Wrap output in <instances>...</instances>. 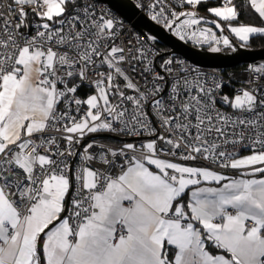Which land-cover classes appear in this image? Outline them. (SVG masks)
I'll list each match as a JSON object with an SVG mask.
<instances>
[{
	"label": "snow or ice",
	"instance_id": "snow-or-ice-1",
	"mask_svg": "<svg viewBox=\"0 0 264 264\" xmlns=\"http://www.w3.org/2000/svg\"><path fill=\"white\" fill-rule=\"evenodd\" d=\"M230 4L211 12L231 22L237 10ZM251 7L264 18V0H251ZM27 8L41 21L32 35L20 31ZM10 12L15 21L0 15V264H40L41 258L46 264H264V178L229 179L176 162L202 158L264 177V95L242 89L223 98L234 111L220 112V83L205 87L169 67L173 61L160 72L149 67L150 53L116 44L114 19L81 0H10ZM187 15L184 26L200 23ZM231 32L247 42L264 35V27ZM223 45L231 47L227 38ZM252 71L264 77V66ZM76 80L89 81L95 94L75 98ZM65 100L66 110L58 112ZM73 103L77 113L87 105L79 118L69 111ZM54 125L69 135H37ZM98 132L146 138L117 149L101 146L98 163L89 151L94 142L87 143L75 177L78 198L71 217L63 218L70 188L64 158L74 153L60 141L77 145ZM237 147L252 154L239 157ZM188 191L191 201L182 203ZM209 241L224 254H210ZM166 245L176 250L174 259Z\"/></svg>",
	"mask_w": 264,
	"mask_h": 264
},
{
	"label": "built area",
	"instance_id": "built-area-1",
	"mask_svg": "<svg viewBox=\"0 0 264 264\" xmlns=\"http://www.w3.org/2000/svg\"><path fill=\"white\" fill-rule=\"evenodd\" d=\"M140 13L144 14L147 18H149L152 22L162 28L165 32L176 38L178 41L182 42L185 45H188L192 48H207L211 49L213 47H217L221 45L224 36L216 34L215 31L204 24L200 23L197 25H191L190 27L184 26L183 21L189 19V16H186L185 13H194L197 14L198 5H188L186 0H131ZM82 4L88 5L91 7L96 14H106L109 18L114 19L117 24L116 29V37L114 38L115 43L120 46H132L133 50L135 48H139L142 46L143 50L150 53L148 60L151 61L148 64V61H145L149 67L154 68L156 71H162L161 65H163L166 61H173L169 67H173L176 69L185 70L191 79H198L202 83L205 84V87H213L215 83H220L222 87L217 91L215 95L216 108L219 109L220 112L230 115L234 110H232L227 103L224 102V97L228 96L230 99L234 97V94H239L242 89H251L257 93V95H264V77H262L259 73H255L252 71L254 68H258L261 66L255 65H239L234 68H222V69H214V68H203L199 67L192 62L186 60L183 57L170 55L166 60L158 63V58L161 56L159 52L154 47V41L151 39H146L143 37L132 25L130 22L119 16L116 12L111 10L106 4L97 1V0H81ZM225 3L223 5L225 6ZM12 8L16 6L14 4L11 5ZM26 11L29 13L26 19V26L20 29V31L25 34L32 35L35 34L37 26L41 23L39 17H36L32 12L31 8H27ZM69 11H72L69 8ZM78 12H82V8L76 9ZM4 13H8L4 18L8 20L15 21V17L10 12V0H0V15ZM173 13L177 15L174 16ZM183 13L184 15H179ZM156 15L157 19L153 20L152 16ZM195 18V17H194ZM195 32L196 35L193 36L192 33ZM211 35H215L219 43L215 41H211ZM183 37V38H182ZM207 41V42H206ZM138 65V70H139ZM135 75V74H134ZM169 80L172 77H168ZM73 78H69V82L67 84L68 87H72ZM98 79L96 76L90 75V80L95 81ZM139 82V79L136 81ZM126 83V82H125ZM77 92L74 94L75 98L86 100L88 96L95 94L94 87L89 86V81H84L82 86L79 80H76ZM58 89L63 90L65 85L58 84ZM131 94V90H128ZM67 101H63L57 106L58 112H63L66 110ZM76 105L73 103L71 105V109L69 111L72 115H76L78 118L83 115V111L87 109V105H81L82 111L80 113L75 112ZM108 133L115 134L110 132H98L95 134ZM42 136H51L54 138H60L62 135H69L68 133H62L56 131L55 125L53 126L50 132H46L44 134H37ZM93 134L86 135L84 139L81 140L80 144L77 145H69L65 141H60V147L62 149H71L74 153L73 155L66 156L65 162L68 165V169L65 174L69 178V169L70 165L72 166V192L70 196V200L67 207L66 215L67 217H71L73 212V203L74 199H77V189L79 187V183L76 181L75 177L80 173V169L84 164V147L89 142H94L95 148L91 149L94 156L97 157V163L100 158L101 146L117 149L125 142H110L102 139H88V137ZM119 137L130 138L133 139L132 143L139 144V141L145 139L146 137H135L123 134H115ZM114 141V140H113ZM40 141H37L39 143ZM82 142H85L84 145L81 146ZM55 150V149H53ZM237 155H241L244 152H251L247 148L237 147L236 149ZM139 154V153H137ZM182 163L186 166L192 167H203L209 170L217 171L218 173L223 172H232V169H222L217 167L215 163L211 160L198 159L196 161H176ZM119 171V167L117 166V172ZM75 223V221H73Z\"/></svg>",
	"mask_w": 264,
	"mask_h": 264
},
{
	"label": "water",
	"instance_id": "water-1",
	"mask_svg": "<svg viewBox=\"0 0 264 264\" xmlns=\"http://www.w3.org/2000/svg\"><path fill=\"white\" fill-rule=\"evenodd\" d=\"M106 4L111 10L116 12L119 16L131 23V25L146 39L163 44L167 48V52L162 56L176 55L185 58L193 64L203 68H234L239 65H255L264 66V48L262 49H249L241 42L228 36L226 29L220 23V21L210 14L197 13L194 14L195 18L200 19L201 23L205 26L213 29L219 35L224 36L229 40L231 47H226L224 50L213 52L207 48H192L183 44L176 38L165 32L162 28L152 22L144 14L140 13L137 7L131 0H97ZM192 13V12H190ZM188 13H185L186 16ZM221 25L220 28L216 27V24ZM88 139H109L119 142H130L133 139L119 137L115 134L101 133L93 134ZM85 142H82L81 146ZM72 166L69 169L70 188L65 200L64 208L65 212L61 214L64 218L67 212L68 203L72 192ZM42 237V235H41ZM38 242V246H39Z\"/></svg>",
	"mask_w": 264,
	"mask_h": 264
},
{
	"label": "trees",
	"instance_id": "trees-1",
	"mask_svg": "<svg viewBox=\"0 0 264 264\" xmlns=\"http://www.w3.org/2000/svg\"><path fill=\"white\" fill-rule=\"evenodd\" d=\"M223 0H207V2H202L198 5L197 11L198 13L203 14H211L210 9L213 7L221 6ZM245 4H247V7H245ZM230 6L234 7L237 10V18L232 20L231 22H225L222 19L217 18L220 23L223 25V27L226 29L228 36L237 40L232 33L229 31V26H257V27H264V20L259 17V14L251 7L250 0H231ZM215 17L214 15H212ZM216 18V17H215ZM238 41V40H237ZM239 42V41H238ZM245 47L251 48V49H262L264 48V35L256 34L250 36L249 40L245 43H243ZM154 47L161 54V56L158 58V63L164 61L167 59L168 56H162L165 52H167V48L159 43L154 41ZM224 49V48H222ZM245 65V64H243ZM110 142H115L113 140L109 139H102ZM240 156V155H239ZM233 172H223L222 174L227 175L228 177L233 176ZM183 202V201H182ZM206 248L213 253L218 252L217 249L213 247L211 242H207ZM168 258L171 260L172 258V252H167Z\"/></svg>",
	"mask_w": 264,
	"mask_h": 264
},
{
	"label": "crops",
	"instance_id": "crops-1",
	"mask_svg": "<svg viewBox=\"0 0 264 264\" xmlns=\"http://www.w3.org/2000/svg\"><path fill=\"white\" fill-rule=\"evenodd\" d=\"M224 2H226V0H223L221 6H218V7H224V5H223ZM250 2H251V0H250ZM229 6H230V5H229ZM211 9H213V8H211ZM211 9H210V12H211ZM253 9H254V8H253ZM254 10H255V9H254ZM211 14L214 15L212 12H211ZM216 18H217V17H216ZM262 19L264 20V18H262ZM228 29H229V31L231 32V30H230L229 27H228ZM231 33H232V32H231ZM232 35L236 38V36H235L233 33H232ZM242 43H245V42H242ZM250 154H252V152H244V153L241 154L239 157H246V156H248V155H250ZM137 155H138V154H137ZM232 172H233V173H232L233 176L228 177L229 179H237V180H239V179H247V178H264V177H262L261 174H259V173H257L255 176H250V175H249V176H245V175H242V174H240L239 172H237V171H235V170H233ZM222 183H223V182H222ZM201 186H204V187H208V186L219 187L220 185H216L214 181H213V182L202 181ZM67 194H68V193H66V195H65V200H66ZM65 200H64V202H63L64 205H65ZM190 201H191V191H188V192L185 194L182 203H188V202H190ZM61 214H62V213H61ZM64 218H68L67 215H65ZM50 227H51V225H50ZM45 231H48V230L46 229ZM41 235H42L43 238L46 239V237H44V234H43V233H42ZM213 247H214V245H213ZM214 248H215V247H214ZM215 249H216V248H215ZM206 250L209 251V253L212 254V255H221V254H224V253L222 252V250H218V249H217L218 252H215V253H213L212 251L208 250L207 248H206ZM168 251H171V252H172V258H171V259H174V253H175V251H176V250L174 249V247H172V246H167V245H166V247H165V252L167 253ZM40 264H46V261H44L43 258H41Z\"/></svg>",
	"mask_w": 264,
	"mask_h": 264
},
{
	"label": "rangeland",
	"instance_id": "rangeland-1",
	"mask_svg": "<svg viewBox=\"0 0 264 264\" xmlns=\"http://www.w3.org/2000/svg\"><path fill=\"white\" fill-rule=\"evenodd\" d=\"M213 8H215V7H213ZM215 16V15H214ZM218 18V17H217ZM219 19H221V18H219ZM232 27H239V26H229V28H230V30H231V28ZM216 33V32H215ZM216 34H218V33H216ZM234 35H235V33H233ZM254 35H256V34H254ZM236 36V35H235ZM250 36H252V35H250ZM250 38V37H249ZM236 39L239 41V42H241L242 43V41H240V39H239V37L238 36H236ZM243 44V43H242ZM249 49H251V48H249ZM122 137V136H121ZM124 138V137H123ZM219 250V249H218Z\"/></svg>",
	"mask_w": 264,
	"mask_h": 264
},
{
	"label": "flooded vegetation",
	"instance_id": "flooded-vegetation-1",
	"mask_svg": "<svg viewBox=\"0 0 264 264\" xmlns=\"http://www.w3.org/2000/svg\"><path fill=\"white\" fill-rule=\"evenodd\" d=\"M216 48H218L219 50H224V49H226V47H223V46H221V45H219V46H217ZM222 48H224V49H222ZM212 49V48H211ZM210 49V50H211Z\"/></svg>",
	"mask_w": 264,
	"mask_h": 264
}]
</instances>
